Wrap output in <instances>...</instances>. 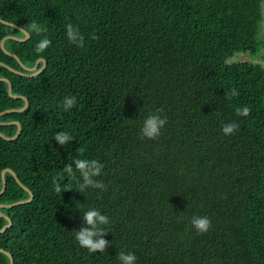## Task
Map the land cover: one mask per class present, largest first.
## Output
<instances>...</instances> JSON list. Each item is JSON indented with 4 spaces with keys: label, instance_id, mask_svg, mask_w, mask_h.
I'll list each match as a JSON object with an SVG mask.
<instances>
[{
    "label": "trees",
    "instance_id": "trees-1",
    "mask_svg": "<svg viewBox=\"0 0 264 264\" xmlns=\"http://www.w3.org/2000/svg\"><path fill=\"white\" fill-rule=\"evenodd\" d=\"M262 1L0 0L1 20L44 29L5 40V49L28 68L46 61L34 77L0 66V78L28 102L0 117L20 124L14 140L0 137V190L10 169L33 196L0 208L12 222L0 249L14 264H120L121 250L135 264H264V67L228 62L259 51ZM68 24L83 47L67 41ZM8 36L24 35L0 23V42ZM43 38L51 44L37 54ZM0 62L26 73L1 47ZM66 96L77 101L68 111L60 106ZM24 105L0 81V113ZM245 106L249 115L238 116ZM157 109L167 119L161 135L142 139L143 121ZM230 122L239 128L225 136ZM16 131L0 126L6 137ZM58 132L72 140L61 147ZM77 158L104 165L95 179L107 190L80 192L78 172L61 175ZM4 180L0 205L29 198L12 175ZM54 181L71 191L56 193ZM91 208L110 221L104 253L75 240ZM193 216L208 217L210 229L198 234ZM6 224L0 217V230ZM0 264H9L4 253Z\"/></svg>",
    "mask_w": 264,
    "mask_h": 264
},
{
    "label": "clouds",
    "instance_id": "clouds-1",
    "mask_svg": "<svg viewBox=\"0 0 264 264\" xmlns=\"http://www.w3.org/2000/svg\"><path fill=\"white\" fill-rule=\"evenodd\" d=\"M22 30L28 34L34 32L37 35L44 31V29L35 21L22 27ZM65 33L66 39L70 44H74L77 47H83L84 36L77 27L68 24ZM95 38V35H93L92 39ZM50 44L51 41L48 38H43L36 44L34 51L37 54L43 53L49 48ZM238 94L239 93L235 89L230 91V95L233 97ZM76 102L75 96H66L60 106H62L64 111H68L75 106ZM162 111V109H157L154 113H149L144 119L143 126L140 129V136L142 139L156 140L161 135V129H163L167 123L166 117H162L161 115ZM235 111L238 116H247L251 110L245 106L243 108H237ZM238 128L239 124L236 122L226 123L222 127V133L225 136H230L233 135ZM54 140L58 145L63 147L72 140V136L66 132H58L55 134ZM103 167L104 165L97 160L77 158L73 160L72 164L64 166L61 175L67 174L69 178L75 179L76 173L78 172L82 180V182L78 181L80 192H84L88 188L104 191L107 190V186L95 179V177H98L101 174ZM53 184L56 193L71 191L67 185L62 188L56 181H54ZM81 219L83 220V226L80 227L78 231H73L78 245L92 254L104 253L106 248L110 246L109 242L104 239L109 233L106 229V226L110 223L108 216L101 214L97 209L91 208L83 212ZM191 226L198 234H203L210 229L211 220L206 216H193L191 219ZM117 259L120 264H135L137 257L134 253L121 250L117 254Z\"/></svg>",
    "mask_w": 264,
    "mask_h": 264
},
{
    "label": "water",
    "instance_id": "water-1",
    "mask_svg": "<svg viewBox=\"0 0 264 264\" xmlns=\"http://www.w3.org/2000/svg\"><path fill=\"white\" fill-rule=\"evenodd\" d=\"M0 23H4V24H7V25L14 26V27H16L17 29H19V30L23 33L24 36H23L22 38H16V37H11V36L5 37L4 39L1 40V42H0V47H1V49L3 50V52H4L6 55H8V56H10V57H12V58H14V59L17 60V62L19 63V65H21V67L23 68V70H24L26 73H21V72L15 71V70L9 68L8 66L4 65L2 62H0V66H3V67L5 66L6 68H8L9 70H11L12 72H14V73H16V74H19V75H22V76H24V77H34V76L38 75L39 73H41V71H42V70L45 68V66H46V61H45L44 59H38V60L35 62V64H34L33 67L28 68V67H26V66H24V65L22 64V62L20 61V59H19L15 54H13V53L7 51V50L5 49V47H4V41H5V40H7V39H9V38H12V39H14V40H16V41L24 42V41H26V40L29 38V34L26 33V32H24V31L22 30V28H19V27L13 25V24L8 23V22H5L4 20H1V19H0ZM40 63H41V67H39ZM0 81H3V82H5V83L7 84V93H8V96H9L10 98H12V99H23L24 102H25V105H24L23 108H21V109H9V110H5V111H3V112L0 113V117L3 116V115H5V114H7V113L21 112V111H23V110L27 107V105H28L27 99H26L25 97L17 96V95H14V94L12 93V84L10 83V81H9L8 79H6V78H2V77H1V78H0ZM3 125H4V126H5V125H16V126H17V131H16V133L13 135V137H6V136L3 135L2 133H0V137H1L2 139L6 140V141H12V140H14V139L19 135V133H20V124H19V122H3V123L0 122V126H3ZM7 173H9L10 175H12V176L14 177L16 183H17L18 185H20L21 188H22L23 190H25V191L28 193L29 198L26 199V200H23V201H19V202H16V203L10 204V205H0V208L13 207V206L23 205V204H27V203H29V202L32 200V198H33L31 192H30L26 187H24V186L20 183V181L18 180L16 174H15L12 170H10V169H4V170L1 172L2 188H1V190H0V196L4 193L5 188H6V183H5L4 177H5V175H6ZM0 217L4 218V219L6 220V222H7V224H6V225L0 230V233H2V232H4L6 229H8V228L12 225V222H11V220H10V218H9L8 216L3 215L2 213H0ZM0 253H4V254L8 257V259H9V264H14L13 257H12V255H11L10 253H8L7 251H4V250H2V249H0Z\"/></svg>",
    "mask_w": 264,
    "mask_h": 264
},
{
    "label": "rangeland",
    "instance_id": "rangeland-1",
    "mask_svg": "<svg viewBox=\"0 0 264 264\" xmlns=\"http://www.w3.org/2000/svg\"><path fill=\"white\" fill-rule=\"evenodd\" d=\"M262 8L263 12L260 19L261 28L257 36L259 51L253 55L235 54L228 60L229 63H237L239 65H242L244 63L260 64L264 67V0L262 1Z\"/></svg>",
    "mask_w": 264,
    "mask_h": 264
}]
</instances>
